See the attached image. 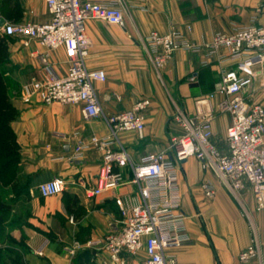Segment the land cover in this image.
<instances>
[{
  "label": "crops",
  "instance_id": "obj_1",
  "mask_svg": "<svg viewBox=\"0 0 264 264\" xmlns=\"http://www.w3.org/2000/svg\"><path fill=\"white\" fill-rule=\"evenodd\" d=\"M90 1L114 3L123 12L118 25L98 20L85 24L90 40L86 67L106 75L104 82L93 83L103 116L129 110L138 100L148 99L141 135L121 132L118 141L133 164L148 154L167 152L173 156L170 138L182 132L175 114L181 109L187 116L194 115L195 101L213 93L221 72L233 64L219 63L213 56L209 65L201 67L202 55L179 50L163 68L156 69L145 37L178 30L190 43L201 46L216 33H232L251 24L264 26V0ZM0 19L9 24L45 23L50 16L45 0H0ZM4 38L11 40L9 66L25 95L33 80L44 77L45 66L58 77L65 75L62 49L47 52L36 42L23 46L16 38ZM242 94L247 101L264 107V62L252 68L251 81ZM217 101L218 96L212 105ZM14 109L10 131L15 149L7 156V171L0 176L1 199L9 206L0 215L4 236L19 246L24 264H111L104 252L68 251L73 242L85 246L121 230L125 218L116 198L129 203L140 200L130 167L122 170L123 186L97 197L89 195L96 187L105 149L88 147L72 159L79 143L109 137L103 117L86 119L79 105H45L35 96L30 103H15ZM229 124L226 112L215 114L212 120V142L222 152L226 151ZM178 170L180 207L190 242L170 250L177 264H236L253 235L260 249L254 264H264V210L256 211L249 186L232 195L193 157L181 162ZM55 178L66 182L64 191L41 197L38 186ZM203 184L214 188L212 198L204 196ZM5 247L0 242V248ZM145 258L143 251L122 257L124 264L141 263Z\"/></svg>",
  "mask_w": 264,
  "mask_h": 264
},
{
  "label": "built area",
  "instance_id": "obj_2",
  "mask_svg": "<svg viewBox=\"0 0 264 264\" xmlns=\"http://www.w3.org/2000/svg\"><path fill=\"white\" fill-rule=\"evenodd\" d=\"M45 2L50 16L47 22L4 23L0 27V38H16L23 46L36 42L47 52L64 51L67 62L65 75L58 77L45 66L44 77L30 83V91L23 101L30 103L35 96L45 105L55 102L79 105L86 119L103 117L109 137H93L88 143H79L72 159L80 157L82 150L88 147L105 149L96 187L89 191V195L97 197L123 186L122 170L130 167L131 182L140 198L134 203L116 198L115 204L125 218L121 230L88 241L85 246L73 242L69 252L80 249L104 252L111 264H124L123 255L134 256L143 251L146 258L137 264H177L170 250L190 242L180 207L178 165L190 157L202 161L204 168L234 196L249 186L256 211L264 210V107L247 101L242 94L251 81L252 68L264 62V26L251 24L232 33H216L201 46L190 43L178 30H170L163 35L150 33L145 37L156 69L163 68L179 50L202 55L201 67L209 65L213 56L217 62H230L233 66L221 72L213 93L195 101L194 115L187 116L181 109L177 111L175 120L182 132L170 138L169 150L174 151L173 156L167 152L148 154L133 164L119 143L118 134L134 132L141 135L143 113L150 101L141 99L129 110L103 116L93 83L104 82L105 72L86 67L90 48L86 22L98 20L118 25L123 21L122 10L114 3L90 0ZM221 50L225 53H220ZM216 96L218 101L213 106L212 100ZM224 112L230 115V124L225 132L226 151L222 152L212 142V120L215 114ZM112 145L117 148L109 149ZM65 187L63 179L55 178L39 185L37 191L46 198L61 194ZM202 189L206 198L214 196V188L210 184H203ZM41 251L38 250L37 254L41 255ZM259 256V243L253 235L248 246L238 254L236 264H254Z\"/></svg>",
  "mask_w": 264,
  "mask_h": 264
},
{
  "label": "rangeland",
  "instance_id": "obj_3",
  "mask_svg": "<svg viewBox=\"0 0 264 264\" xmlns=\"http://www.w3.org/2000/svg\"><path fill=\"white\" fill-rule=\"evenodd\" d=\"M11 44V40L0 38V140H4L5 143L9 142L6 130L7 128L10 130L11 123L16 116L14 104L23 101L25 96L22 84L15 77L12 67L9 66ZM0 258V264H10L9 257L3 252L0 253ZM17 261L19 262L17 264H23L18 257L15 262Z\"/></svg>",
  "mask_w": 264,
  "mask_h": 264
},
{
  "label": "trees",
  "instance_id": "obj_4",
  "mask_svg": "<svg viewBox=\"0 0 264 264\" xmlns=\"http://www.w3.org/2000/svg\"><path fill=\"white\" fill-rule=\"evenodd\" d=\"M6 131L9 136V142L5 143L4 140L2 139L0 140V176L3 172L7 171L9 167V160L7 156L10 155L15 149L14 137L8 128ZM1 198H2V195L0 194V215L2 213H6L9 208L7 203L4 202ZM4 230L5 228L0 224V242L5 243V245H7V247L1 248L0 253L3 252L4 255H7L9 257L10 264L19 263L18 261L15 262L17 257H18V260L23 263V260L21 258L22 255L17 250L19 246L16 243L11 242V240H7V238L4 236V232H3Z\"/></svg>",
  "mask_w": 264,
  "mask_h": 264
},
{
  "label": "water",
  "instance_id": "obj_5",
  "mask_svg": "<svg viewBox=\"0 0 264 264\" xmlns=\"http://www.w3.org/2000/svg\"><path fill=\"white\" fill-rule=\"evenodd\" d=\"M4 24L3 20L0 19V27Z\"/></svg>",
  "mask_w": 264,
  "mask_h": 264
}]
</instances>
